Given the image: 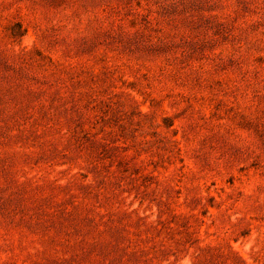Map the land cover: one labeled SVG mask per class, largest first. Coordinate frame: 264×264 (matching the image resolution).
<instances>
[{
	"label": "rangeland",
	"instance_id": "1",
	"mask_svg": "<svg viewBox=\"0 0 264 264\" xmlns=\"http://www.w3.org/2000/svg\"><path fill=\"white\" fill-rule=\"evenodd\" d=\"M0 264H264V0H0Z\"/></svg>",
	"mask_w": 264,
	"mask_h": 264
}]
</instances>
